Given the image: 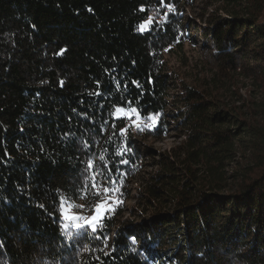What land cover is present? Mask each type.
<instances>
[{
    "label": "trees",
    "instance_id": "1",
    "mask_svg": "<svg viewBox=\"0 0 264 264\" xmlns=\"http://www.w3.org/2000/svg\"><path fill=\"white\" fill-rule=\"evenodd\" d=\"M190 1L0 0V264H264V123L191 87L174 115L184 155L158 159L136 190L169 209L119 220L137 138L168 130L163 54L187 41ZM223 1L235 9L202 30L211 58L264 77V0ZM132 108L134 127L121 115ZM113 180L119 195L104 192ZM103 200L115 210L95 233L59 218L61 204Z\"/></svg>",
    "mask_w": 264,
    "mask_h": 264
},
{
    "label": "rangeland",
    "instance_id": "2",
    "mask_svg": "<svg viewBox=\"0 0 264 264\" xmlns=\"http://www.w3.org/2000/svg\"><path fill=\"white\" fill-rule=\"evenodd\" d=\"M231 9H235V6L228 5L223 0H192L188 6L182 7V18H185L184 23L189 25L187 41L183 43L181 49L168 48L163 54L166 72L174 78L173 87L167 91L166 97L169 102L165 106V115L169 122L168 130L158 139L137 138L142 152V167L139 178L127 182L128 198L124 202L126 209L119 217L120 221L125 218H136L137 215L133 216L130 213L132 209L139 213L145 210L143 214L146 216L168 210L170 207V204L161 201L156 202V206L136 201V190L143 178L156 171L153 164L158 159L170 155L180 158L184 155L185 128L174 115L182 106L177 96L185 87L199 91L219 105L234 109L241 117L264 123V77L259 75L255 77L243 69L233 71L220 68L211 58L210 48L203 42L202 30L208 24V19L213 16H226L224 10ZM121 115L126 124L130 125L133 122L134 112L122 111ZM133 123L132 127H134ZM238 161L240 162V159ZM235 165L232 163L226 167V171L230 172ZM105 202L111 205V202ZM94 207L87 213H74L67 209L70 214L83 219L69 220L66 225L73 226L76 223L85 225V220L93 215Z\"/></svg>",
    "mask_w": 264,
    "mask_h": 264
},
{
    "label": "snow or ice",
    "instance_id": "3",
    "mask_svg": "<svg viewBox=\"0 0 264 264\" xmlns=\"http://www.w3.org/2000/svg\"><path fill=\"white\" fill-rule=\"evenodd\" d=\"M152 20H153V18L149 17L148 21H146L145 23H142L139 26V30L141 32H144L146 30L145 25L146 24L151 25ZM64 51H65V49H61V52H64ZM57 55H59V53ZM97 83L99 84L100 82L98 81ZM133 83H135V82H133ZM136 86L139 87L138 84ZM97 95H100V93H97ZM73 111H75V110H73ZM120 111H121V108L117 107L116 112L119 113ZM131 111L136 112V113L139 112V110L137 108H132ZM149 119H153V122L155 123L154 117L149 116ZM123 132H125V129H121V133H123ZM128 151L131 152V149L129 148ZM127 163H128L127 160H121L120 161V164H127ZM88 167H89V169L92 168V161L91 160L88 161ZM122 183H123V181H121V185H122ZM93 187H95V183L93 184ZM111 190H114L115 194H117V195L120 194V189L115 187V180H113V189H109L107 187L104 188L105 193H108ZM115 203L118 205L119 201H116ZM81 207H83V206H81ZM114 210H115V208L105 201L97 202V204L95 205V207L93 209V215H91L90 217H88L85 220V225H88L91 228V231L93 233H95L97 231V228L103 225V222L107 218L108 213L110 211H114ZM59 218L65 220V221L83 219L82 217L78 218V217L70 214L69 211L64 207L63 204H61V211H60V217ZM64 226L66 227L67 225H64ZM73 227L76 229H82L84 227V225H82L80 223H76L73 225ZM69 235L71 236L72 233H69ZM97 238H99V237H97ZM105 239H107V238L105 237ZM133 242H135V241L133 240ZM105 255L107 256L108 253H105Z\"/></svg>",
    "mask_w": 264,
    "mask_h": 264
}]
</instances>
